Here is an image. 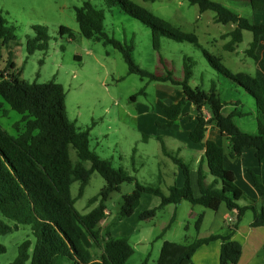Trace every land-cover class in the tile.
<instances>
[{"label":"trees","instance_id":"trees-1","mask_svg":"<svg viewBox=\"0 0 264 264\" xmlns=\"http://www.w3.org/2000/svg\"><path fill=\"white\" fill-rule=\"evenodd\" d=\"M197 4L201 11L216 12L219 23H232L236 27L230 32V41L226 49L233 51L243 41V31H250L253 39L245 50L247 56L256 63L255 73L232 72L221 58L202 47L195 33L178 30L169 21L155 15L152 11L132 0H106V5H117L122 11L147 25L152 30L155 49H160V38L168 36L178 42H189L202 48L210 65L240 85L256 103L257 132L248 133L237 125L235 117L247 113L239 109L240 101L234 99L235 108L228 114L224 107L229 103L223 99L215 84L210 91L201 87H192L188 83L194 60L185 58L184 79H176L173 72L153 73L141 67L132 57L133 44H127L109 36L104 31L105 12L97 8L90 0L75 7L76 20L80 33L87 39L102 41L120 51L128 65L130 74H137L149 81L170 82L180 86L184 98L177 103L159 104L167 114V120L159 125L172 126L179 118L186 101L192 102L198 111V123L190 133V139L202 143L205 151L198 167V187L200 194L194 193L191 181V168L180 157L163 147L166 155L178 164L184 174L182 186L172 185L168 192L160 186L141 183L122 167H115L110 159L101 157L90 146V128L81 129L71 120L66 109V92L62 84L52 79L44 83L30 82L21 78L22 71L16 68L12 60L13 49L17 45L15 26L0 15V75L8 72L9 77L0 81V95L10 107L22 114L17 123V136L12 135L0 124V213L10 219L9 224L0 219V235L18 230L20 225H30L36 238L24 240L18 247L16 258L9 264H126L134 253V247L127 237H115L111 229L119 221L132 215L143 193L160 198V204L143 211L140 220L155 217L157 211L169 204L178 205L188 201L192 205H202L218 211L225 203L229 210H236L237 216L229 226V233H213L198 237L190 243L163 242L157 264H191L192 256L202 245L221 240L219 264H238L242 256V244L232 239L243 216L253 211V227H264V24L251 22L248 18L229 9L214 0H187ZM251 7L264 11V0H249ZM36 36L27 37V50L32 54L36 50H47L50 35L42 24L33 25ZM61 35L74 36L71 28L61 25ZM4 49H8L7 65L2 68ZM145 88L139 91L144 93ZM135 98V95L132 96ZM234 104V103H233ZM210 111L205 118L202 108ZM220 128L222 134L230 140L232 157L241 155L244 148H254L259 162L258 173L250 170L255 187L260 192L259 209L255 205L241 206L244 192L236 184L235 173L225 165V148L215 141L206 139L208 125ZM75 150L76 159L72 157ZM90 163V167L86 166ZM98 172L106 184L92 197L88 205L96 204L88 213H80L76 200L84 193L93 172ZM211 176L212 180L208 181ZM135 181L132 193L124 195L123 203L116 218L106 226L101 221L106 218V201L113 192L119 191L125 182ZM79 182L77 196L72 195V185ZM173 215L169 225L174 221ZM202 217L196 223L199 230ZM82 228L91 240V247L83 241ZM99 251V253H97ZM6 252V246L0 243V254ZM146 257L141 264H148Z\"/></svg>","mask_w":264,"mask_h":264},{"label":"rangeland","instance_id":"rangeland-1","mask_svg":"<svg viewBox=\"0 0 264 264\" xmlns=\"http://www.w3.org/2000/svg\"><path fill=\"white\" fill-rule=\"evenodd\" d=\"M84 1L0 0V15L15 26L17 45L13 49L12 60L16 68L22 71L21 78L26 81L44 83L55 79L63 85L67 114L79 128H90L92 150L101 157L110 159L115 167L127 170L137 181L160 186L167 193V183L171 177L167 175L169 166L165 163L172 164V167H175V164L162 153L161 138L166 142H171V139L160 130V127L165 126L158 124L163 123L157 112L158 100L165 102L163 96H160L162 90L159 85L181 87L170 82L149 81L137 74H130L122 53L115 47L83 37L76 20L75 7L82 6ZM90 1L105 12L104 31L119 41L134 45L132 57L141 67L156 74H164L169 70L176 79H184L185 58L194 60L195 65L191 69L188 83L205 91H210L215 84L221 97L229 101L224 107L226 114L236 106L230 101L239 100V109L247 115L235 117V122L240 129L248 133L257 132L254 98L240 85L212 67L202 48L162 36L160 49L157 50L153 46L150 27L122 11L117 5L108 7L106 0ZM132 1L169 21L178 30L195 33L202 47L220 57L222 63L232 72L255 73L256 63L245 53L253 39L252 32L243 31V41L235 50L230 51L226 49V44L231 39L230 32L236 26L232 23L217 22L216 12L201 11L197 4H191L187 0ZM214 1L222 3L251 22L264 24V11L254 10L249 0ZM36 24L48 28L49 47L47 50H36L30 54L26 40L28 36H36L33 30V25ZM61 25L71 28L74 36L70 38L67 34L61 35ZM7 57L8 49H4V61L1 64L3 69L7 65ZM142 88H145V92L139 94ZM134 95L135 98H132ZM143 111L156 116L155 122L149 123L147 119L144 129L140 128L137 118ZM21 119L22 114L13 110L0 95V124L9 133L17 136L19 130L16 125ZM71 152L72 157L76 159L75 150L72 149ZM85 164L90 167L89 162ZM160 173L164 180H160ZM105 184V179L98 172H93L83 195L75 202L76 209L85 214L95 207L96 204L88 205V202ZM78 188L79 182H74V197L77 196ZM134 188L135 181L125 182L119 191L110 195L106 201L107 216L101 221L102 227L117 217L124 195L132 193ZM144 196L146 197L140 199L134 213L111 229L113 236L129 238L134 247V253L126 264H141L146 257H149L148 264H157L164 240L192 242L199 235L196 223L202 213H205V220L200 224V235H208L216 229L212 224L215 218L216 223H225L221 219L222 211L218 213L202 205H192L184 201L170 228L160 237L171 222L174 205L159 209L153 218L140 220L141 212L160 204L159 197L152 194ZM191 208H194L193 212ZM253 215V211H247L242 223L248 222ZM0 219L13 224L2 213ZM234 222V218L228 221L229 224ZM80 229L84 243L91 247L90 238L82 228ZM214 231L221 232L218 228ZM26 239L33 242L36 240L30 225H20L18 230L0 235V243L6 246V252L0 254V264L12 262L18 254L20 243Z\"/></svg>","mask_w":264,"mask_h":264},{"label":"crops","instance_id":"crops-1","mask_svg":"<svg viewBox=\"0 0 264 264\" xmlns=\"http://www.w3.org/2000/svg\"><path fill=\"white\" fill-rule=\"evenodd\" d=\"M162 93L160 96H163V100L165 103H177L184 98V92L182 88L170 86L168 84L159 85ZM159 101V100H158ZM235 105V102H233ZM158 114L162 119V122L167 120V114L161 105L158 104ZM235 108V107H234ZM233 108V109H234ZM202 114L205 118L210 117V111L208 108H202ZM153 113H149L147 111H143L142 113L138 114L137 118L140 122V128L144 129L145 123L148 119V122L151 123L152 121L155 122V117H153ZM157 115V116H159ZM148 116V117H147ZM198 111L195 105L190 102L186 101L182 112L178 118V120L169 127H160L161 132L169 136L171 142H166L162 140V153L172 160L175 164V167L171 166L172 164L165 163L166 166H169L167 175L171 177L169 183H167V188L172 185L182 186L184 184V174L182 168L174 162V160L166 155L163 151V147L169 152L174 153V155L180 157L186 164H188L191 168V181L192 187L194 190L195 195H199V187H198V167L200 165V161L204 155L205 148L202 143L193 142L190 139L191 131L196 127L198 123ZM144 119V120H143ZM163 134L161 136H163ZM160 136V137H161ZM158 137V139L160 138ZM206 139H210L215 141L217 144L223 146L225 148V165L228 169L232 170L236 175V184L238 187L244 192L243 197L240 199L241 201H245L244 203H239L241 206L245 205H260V192L255 187L252 174L250 170L253 172L258 173L260 171L259 162L256 157V151L254 148L246 147L243 149L242 153L238 157H232L230 155L231 152V143L230 140L222 134V131L217 126L210 124L206 130ZM160 180L163 179L162 173L159 175ZM212 177H208V181H211ZM144 195H150V193H143L141 199L146 197ZM153 195V194H152ZM148 197V196H147ZM184 201H182L178 205H174V215L179 211L180 207L183 205ZM171 205V204H169ZM194 208H191V212H193ZM259 209V207L257 208ZM222 211V220L225 222L223 225L220 223H216V218L213 220V225L218 228L221 233L228 234L229 233V226L231 224L228 223L230 218H234L236 220L237 211L236 210H229L225 203H222L219 210ZM250 211V210H249ZM190 212V213H191ZM202 217L201 225L205 220V213L200 215ZM253 218H251L246 223L239 224L238 229L232 236V239L239 241L242 244V256L238 262V264H264V227H253L251 225ZM200 225V227H201ZM214 229V230H216ZM208 235H199L198 237H206L209 236L215 231ZM218 233V232H217ZM115 237H119L116 236ZM165 241V240H164ZM170 241V240H169ZM176 242V241H174ZM177 243H190V242H177ZM221 240H215L210 242L209 244L202 245L195 254L192 256V263L191 264H219L220 258V251H221ZM163 245V244H162ZM162 248V247H161ZM161 251V250H160Z\"/></svg>","mask_w":264,"mask_h":264},{"label":"built area","instance_id":"built-area-1","mask_svg":"<svg viewBox=\"0 0 264 264\" xmlns=\"http://www.w3.org/2000/svg\"><path fill=\"white\" fill-rule=\"evenodd\" d=\"M9 77V74L8 72H3V77L0 75V81L4 78V79H7ZM233 218H230L229 221H232Z\"/></svg>","mask_w":264,"mask_h":264}]
</instances>
